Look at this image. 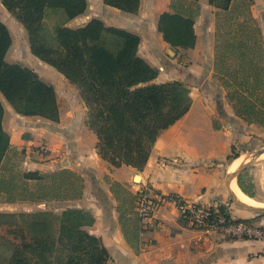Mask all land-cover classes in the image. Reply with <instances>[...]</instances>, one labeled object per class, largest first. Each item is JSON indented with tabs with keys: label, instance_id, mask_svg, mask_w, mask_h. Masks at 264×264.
I'll return each instance as SVG.
<instances>
[{
	"label": "trees",
	"instance_id": "obj_1",
	"mask_svg": "<svg viewBox=\"0 0 264 264\" xmlns=\"http://www.w3.org/2000/svg\"><path fill=\"white\" fill-rule=\"evenodd\" d=\"M24 28L30 53L54 68L74 85L86 107L85 124L96 137L98 156L111 167H145L158 135L183 117L190 108L189 89L180 81L153 82L158 70L137 55L139 37L93 18L78 27L68 22L82 15L87 0H0ZM122 12L136 14L140 0H102ZM215 13L213 77L235 116L246 124L264 128V41L251 13V0H208ZM170 11L157 19V31L173 50L195 45L197 0H171ZM50 17H54L51 23ZM11 35L0 21V97L21 116L58 122L59 110L53 86L30 68L5 60ZM0 99V194L7 203L77 201L83 195L80 175L69 169L50 173L7 167L9 136L2 127ZM228 156L227 158H235ZM237 176L243 193L252 197ZM122 193L117 207L123 234L126 226L141 233L135 212L136 195L117 183ZM219 210L230 219L223 207ZM129 216L128 218L126 216ZM239 223L242 221H232ZM93 223L90 212L67 207L52 211L0 213V227L29 238L24 253L7 247L0 264H108L100 240L85 227ZM11 226H14L12 229ZM0 241L12 244L0 234Z\"/></svg>",
	"mask_w": 264,
	"mask_h": 264
},
{
	"label": "crops",
	"instance_id": "obj_2",
	"mask_svg": "<svg viewBox=\"0 0 264 264\" xmlns=\"http://www.w3.org/2000/svg\"><path fill=\"white\" fill-rule=\"evenodd\" d=\"M170 2L140 0L137 13L129 14L104 5L102 0H87L86 10L80 15L86 19L80 26L96 18L106 26L136 34L139 37L137 55L158 70L153 82L163 83V76L177 71L176 51L157 31L158 16L170 11ZM252 2L251 13L261 29L264 19H258L257 12L264 15V0ZM197 5L199 13L193 26L195 45L192 49L179 51L197 58L212 57L217 10L208 4V0H197ZM11 41L5 60L32 69L44 83L53 86L59 120L51 122L36 116L18 115L0 97L2 127L9 136V148L21 155L18 166L21 171L50 173L69 169L82 177L83 195L73 204L91 213L93 223L85 230L100 240L109 256L108 264H264V215L253 217L244 209H233L228 201L229 169L224 166L233 141L244 138L240 131L247 125L234 115L220 86L219 99L222 102L213 96L216 104L224 101L222 110H217L218 117L210 116L209 105H204L195 93L189 91V110L158 135L143 170L128 166L113 168L96 152V137L85 124L86 107L80 95L68 89H75L74 85L30 53L27 37L23 39L24 56H29L27 62L21 61L19 55L10 59V51L16 44L13 37ZM193 70L197 72V69ZM184 77L190 79L193 72ZM43 142L50 149L46 158L34 154L33 150ZM236 158L238 156L229 159ZM245 168L236 175V184L237 176L246 174ZM104 177L108 180L105 181ZM113 183L131 195L140 192L150 196L174 195L191 203L223 207L232 221H249L251 234L231 237L219 231L193 228L179 217L172 204L166 203L154 215L158 226L139 234L133 227L126 226L127 239L117 211L122 193H113ZM30 206L29 202L1 200L0 213H28L33 210Z\"/></svg>",
	"mask_w": 264,
	"mask_h": 264
},
{
	"label": "rangeland",
	"instance_id": "obj_3",
	"mask_svg": "<svg viewBox=\"0 0 264 264\" xmlns=\"http://www.w3.org/2000/svg\"><path fill=\"white\" fill-rule=\"evenodd\" d=\"M251 4H254L251 0ZM261 12V11H259ZM257 12V18L261 19L264 15ZM54 17H50L48 19V22L51 23ZM86 19V16H80L78 18H74L70 22H68L69 27H77L80 26L81 24L84 23ZM0 21L3 22L11 37L14 38V41H16V44L13 45V48L10 51V57H15V56H20V60L24 62H27L29 56H24L23 49V39L24 37H27L25 31L22 29L23 27L21 24L15 20L12 14H10L1 4L0 2ZM262 37L264 40V20L262 22ZM214 54V53H213ZM174 58L176 59L175 62V71L174 73H170L169 76H163L161 78L165 82L169 81H180L184 85L187 86L189 91L191 93H195L196 96L200 99V102H203L204 105L208 104L211 113L210 116L214 115L215 117H218V111L222 110L223 103L221 104H216L215 102V95L218 98V101L220 100V88L219 85L216 81V79L213 77V55L212 57H201L197 58L196 56H188L187 53L183 51H176ZM11 59V58H10ZM180 72L178 71V69ZM193 69H197V72ZM201 69V70H199ZM192 73L193 72V77L190 79L185 78L184 76L187 73ZM185 74V75H184ZM75 87V86H74ZM70 91H73L79 94L78 90L75 88H68ZM223 95V94H222ZM214 96V97H213ZM222 102V100H220ZM220 105V106H219ZM219 106V107H218ZM244 128H242L241 136L244 138H240V140H234L232 144V151L230 152V156H238V158L233 159L232 161L230 159L226 160L225 163V169H229V173H227V176L231 173V171H236L238 167L243 163H246L245 171L246 174L243 176V182L245 186L249 189V191L254 195L253 196V201L256 202L255 205L258 206L259 208H264V156L260 155L258 158L252 160V156L256 154L257 151L262 149L264 147V128L259 127L257 125L253 124H246ZM39 145H44L46 147L44 157L46 158L50 154V149L48 145L43 142L40 143ZM34 154H36V148L33 149ZM21 158V155H19L17 152H14L13 150H10V152L7 154V159L6 165L7 167H14V166H19V159ZM248 159V160H247ZM236 164L237 168H236ZM104 180L107 181L108 179L104 177ZM136 180V178H135ZM236 183V182H235ZM1 194H0V201L2 200ZM228 201L231 203V206L235 210H243V208L237 206L232 202L231 199H228ZM31 208L33 209L30 212H37V211H52L53 213L59 214L63 209L67 207H76L73 204V201H67V202H56L53 201L51 203L45 204V203H31ZM117 207V206H116ZM81 209V208H79ZM245 210V209H244ZM248 215H252L253 217H260L264 215V213H254L248 210H245ZM28 212V213H30ZM244 221V223L247 227H251V224H248L249 221ZM13 229L14 226H11ZM0 234L6 237L11 241L12 244H9L6 242L3 243L0 241V258L7 256L8 250L7 247L10 248L11 245H13L11 248L12 250H19L22 253H24V248L23 244L25 242H28L29 238H24L23 236L20 235V232L16 233H10L9 231L6 230L5 227H0ZM251 232L246 233L243 236H248L250 235ZM7 246V247H6Z\"/></svg>",
	"mask_w": 264,
	"mask_h": 264
},
{
	"label": "built area",
	"instance_id": "obj_4",
	"mask_svg": "<svg viewBox=\"0 0 264 264\" xmlns=\"http://www.w3.org/2000/svg\"><path fill=\"white\" fill-rule=\"evenodd\" d=\"M44 145L36 147V154L44 157ZM172 204L181 219L196 229L219 231L231 237H241L250 232L244 223H233L219 208L191 203L180 197L158 194L150 196L148 193L140 192L135 202V212L139 218L141 233L158 226L154 215L166 204Z\"/></svg>",
	"mask_w": 264,
	"mask_h": 264
},
{
	"label": "water",
	"instance_id": "obj_5",
	"mask_svg": "<svg viewBox=\"0 0 264 264\" xmlns=\"http://www.w3.org/2000/svg\"><path fill=\"white\" fill-rule=\"evenodd\" d=\"M261 154H264V147L262 149H260L259 151L256 152V154L254 156H252V160L253 159H256L258 156H260ZM246 163H243L236 171L230 173L228 176H227V189L229 191V195H230V199L232 200V202L234 204H236L237 206L245 209V210H248V211H251V212H254V213H264V208H259V207H254V206H250V205H247L241 201H239L235 195L231 192L230 190V184L231 182L236 178V175L241 171L243 170L245 167H246Z\"/></svg>",
	"mask_w": 264,
	"mask_h": 264
},
{
	"label": "bare ground",
	"instance_id": "obj_6",
	"mask_svg": "<svg viewBox=\"0 0 264 264\" xmlns=\"http://www.w3.org/2000/svg\"><path fill=\"white\" fill-rule=\"evenodd\" d=\"M263 156H264V154H262ZM244 162V161H243ZM243 164V163H242ZM241 164V165H242ZM237 165L238 164H236V168H237ZM240 165V166H241ZM239 166V167H240ZM238 167V168H239ZM232 172H234V171H231V173ZM136 180H138V177H136ZM236 180V179H235ZM230 190H231V192L235 195V197L239 200V201H241V202H243V203H245V204H247V205H250V206H254V207H258V206H256L255 205V203L256 202H254L253 201V199L251 198V197H248L247 195H245L239 188H238V185L235 183V181L233 180L232 182H231V184H230Z\"/></svg>",
	"mask_w": 264,
	"mask_h": 264
}]
</instances>
